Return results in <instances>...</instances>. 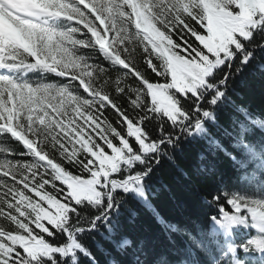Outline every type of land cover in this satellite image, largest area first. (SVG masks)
Wrapping results in <instances>:
<instances>
[{"label":"snow or ice","instance_id":"6c2138e0","mask_svg":"<svg viewBox=\"0 0 264 264\" xmlns=\"http://www.w3.org/2000/svg\"><path fill=\"white\" fill-rule=\"evenodd\" d=\"M0 9L11 13L0 32V264H99L94 234L133 248L122 210L130 200L152 209L150 181L186 143L205 146L201 170L218 152L246 176L254 160L264 168V145L249 139L264 119L236 90L250 68L264 73V0H38L21 11L2 0ZM207 203L208 229L190 234L205 264L264 258V196L230 191ZM239 229L247 235L237 240ZM140 252L142 243L133 264H200L191 249L174 262Z\"/></svg>","mask_w":264,"mask_h":264},{"label":"trees","instance_id":"16d2710c","mask_svg":"<svg viewBox=\"0 0 264 264\" xmlns=\"http://www.w3.org/2000/svg\"><path fill=\"white\" fill-rule=\"evenodd\" d=\"M259 59V56H258ZM142 63V61H140ZM30 78L38 74L30 73ZM236 90L239 93V103L246 106L255 117L264 119V73L257 68L247 70L241 80L237 82ZM220 122L228 125L224 114L220 115ZM215 131V129H213ZM228 146L229 141L221 136ZM257 148L264 145V131L258 126L249 135ZM205 151L202 142L192 141L183 145L182 150L175 153L173 162H165L154 174L151 185L152 209L146 208L135 200H130L122 210L121 233L128 236L133 242V248L127 251H118L102 240L99 234L96 239L103 244L98 247L91 239L87 241L99 264H133L136 245L143 244L144 252L139 255L142 259L154 261L161 256H167L169 261L183 259L188 249L194 255L188 259L199 260L205 264L206 257L200 253L192 242L191 236L202 238V231L209 226L208 217L214 212L207 201L212 195H225L226 192L236 191L246 193L253 198L264 196V168H260L259 160L253 161L256 167L254 174L246 176V171L240 168L227 155L218 152L209 157L206 168H199V154ZM239 157V152L229 148ZM134 211L135 216L131 215ZM167 224L178 226L179 231H169ZM237 240L243 239L236 231ZM241 255H243L241 253ZM258 253L250 254L249 264H262ZM81 264H87L82 259Z\"/></svg>","mask_w":264,"mask_h":264},{"label":"rangeland","instance_id":"374dc122","mask_svg":"<svg viewBox=\"0 0 264 264\" xmlns=\"http://www.w3.org/2000/svg\"><path fill=\"white\" fill-rule=\"evenodd\" d=\"M2 2V0H0ZM38 0H7L8 7L15 9L16 11H21L25 9L26 7L32 6L36 4ZM0 32H3L8 25H6V17H10L11 13L6 12L4 9H0ZM12 19H16L15 17H12ZM237 232L240 234L242 238H244L247 235V232L243 229L237 230ZM258 258L262 260L261 255L258 253Z\"/></svg>","mask_w":264,"mask_h":264}]
</instances>
